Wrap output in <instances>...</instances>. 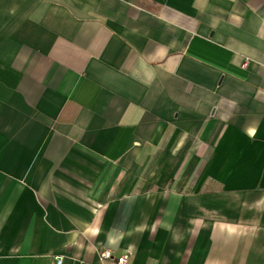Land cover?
Here are the masks:
<instances>
[{
  "label": "crops",
  "instance_id": "obj_1",
  "mask_svg": "<svg viewBox=\"0 0 264 264\" xmlns=\"http://www.w3.org/2000/svg\"><path fill=\"white\" fill-rule=\"evenodd\" d=\"M264 264V0H0V264Z\"/></svg>",
  "mask_w": 264,
  "mask_h": 264
},
{
  "label": "built area",
  "instance_id": "obj_2",
  "mask_svg": "<svg viewBox=\"0 0 264 264\" xmlns=\"http://www.w3.org/2000/svg\"><path fill=\"white\" fill-rule=\"evenodd\" d=\"M98 257L101 262L110 260L112 264H133L129 252L120 255H113L109 249L103 248L98 252ZM50 264H63V255H54Z\"/></svg>",
  "mask_w": 264,
  "mask_h": 264
}]
</instances>
